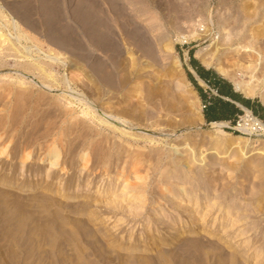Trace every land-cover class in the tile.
<instances>
[{"label": "rangeland", "instance_id": "obj_1", "mask_svg": "<svg viewBox=\"0 0 264 264\" xmlns=\"http://www.w3.org/2000/svg\"><path fill=\"white\" fill-rule=\"evenodd\" d=\"M0 33L12 44L0 47V142L17 149L11 161L0 158V178L12 179L0 183V193L14 192L0 196V264H264V173L244 172L231 151L201 166L197 159L215 134L186 67L190 54L218 42L252 46L250 57L219 44L224 52L216 57L230 81L255 75L251 97L262 102L264 0H0ZM176 60L188 97L177 85ZM223 128L248 137L245 160L264 162L263 132ZM53 150L61 162L52 177L47 162L43 175L27 171L40 152ZM29 151V164L21 165ZM203 153L209 160V150ZM174 180L201 195L199 211L211 210L204 224L191 226L195 232L164 242L169 219L196 207L166 200L163 189ZM21 182H33L34 191L17 189ZM126 182L134 188L121 191ZM113 199L128 209L113 208ZM158 200L171 212L160 213L166 225L156 220ZM116 218L128 221L115 226Z\"/></svg>", "mask_w": 264, "mask_h": 264}, {"label": "bare ground", "instance_id": "obj_2", "mask_svg": "<svg viewBox=\"0 0 264 264\" xmlns=\"http://www.w3.org/2000/svg\"><path fill=\"white\" fill-rule=\"evenodd\" d=\"M152 16V15H151ZM152 18V17H151ZM154 21V20H153ZM224 30V28L223 27H221L220 28V31H219V36H218V39H220V35L221 34H223V33H221L222 31ZM221 33V34H220ZM193 35H191V36H184L183 37V41L184 42H186V41H188L191 37H192ZM6 44V48L8 47L7 46V44H10V47L12 46V44L10 43V41L4 36V34L3 33H0V47H1V45H5ZM219 44H221V45H227L228 46V48H226V49H228V50H236V49H238L237 51H243V52H246L250 57H252L254 54V52L255 51H253L254 50V48L252 47V46H243V45H239V46H233L234 44H231V41H229V40H227V42L226 43H220V42H218V44L213 48V49H208V47H205V48H200V49H198V50H196V53H195V56L197 57V58H200V60L202 61V63H204L207 67H212V68H214L216 71H218L220 74H222L223 76H228V70H226L222 65H220L221 63L220 62H218L217 60V57H216V55L218 54L219 55V53H220V51L221 52H224L223 50L224 49H220V47H219ZM15 47V46H14ZM4 47H2L1 49H3ZM9 48V47H8ZM242 48H244V49H242ZM16 50V49H15ZM17 52V51H16ZM4 55V54H3ZM251 60H253L252 58H251ZM220 63V64H219ZM249 63V65H247V66H249V67H251L252 66V61H249L248 62ZM40 64V63H39ZM175 65H174V67H175V71H177V76L180 74L179 73V70H181V62L179 61V60H176L175 61V63H174ZM33 65V64H32ZM173 67V68H174ZM31 68H35V67H31ZM41 69H42V67H41ZM43 70V69H42ZM40 71V70H39ZM239 75H240V78L239 77H232L231 79V81L233 82V84H234V86H235V88L238 90V91H240L241 93H243L245 96H248V97H251L253 94H254V89H255V86H256V84L254 83V81H252V78H255V75H253V74H251L250 76H248L247 74H242V73H239ZM244 75H247V80L246 79H244L245 77H244ZM244 77V78H243ZM179 83L177 84L178 85V87H179V89H180V91H182L187 97L189 96V91H188V87L186 86V84H184L183 83V81L184 80H182V77H180V76H178L177 77V79H176ZM264 81V80H263ZM2 89V88H1ZM7 91V90H6ZM8 92V91H7ZM6 93V92H5ZM7 97V96H6ZM262 102H264L263 100H264V95L262 96ZM11 100V99H10ZM20 100V99H19ZM101 120V119H100ZM106 120V119H105ZM105 123H109L108 122V120H107V122L106 121H104ZM111 123V122H110ZM209 123H211L210 124V126L211 127H213L214 128V136H212V138H211V144H210V146L208 147V148H206V149H202V152L200 153V159H197V160H200V161H202V162H204V164L203 165H201V166H203V168H205L206 166H208V165H210L209 163H211L213 160H211V159H217V158H219V159H221V158H225V157H227V154L229 153V151H231L230 152V157L231 158H233V157H235V159H236V161L239 163V167L241 166V168L243 167L244 168V172H246V171H248L249 169H251V168H253V169H258L260 172H262V173H264V162H261L260 160L258 161L257 159H251V160H245L244 159V155L246 154L244 151L248 148V144H247V141L249 140L248 139V137H244V136H242V135H238V134H232V133H230V132H227L223 127H229L231 124H228L227 122H224V121H222V122H209ZM107 125V124H106ZM110 125V124H109ZM112 126V125H111ZM262 127V129L260 130V131H258V130H254L251 126H243L242 128H241V130H244L247 134H251L252 136H255V135H257V134H259V132H263L264 133V124L261 126ZM3 128V127H2ZM115 129V128H114ZM125 129V128H124ZM117 131V130H116ZM123 131V130H122ZM125 133H127V132H125ZM7 134V133H6ZM129 134V133H128ZM131 134V133H130ZM247 134H245V135H247ZM11 135V134H10ZM127 135V134H126ZM6 136V135H5ZM2 137V136H1ZM9 137V136H8ZM7 137V138H8ZM15 137V136H14ZM2 138H4V137H2ZM6 138V137H5ZM10 138V137H9ZM136 139V138H135ZM3 140V139H2ZM6 141H7V139L5 140H3L2 142H0V149H2V150H0V158H4V157H8V159H7V161H11V158L10 157H12L13 155H14V151H16V150H14L12 147H11V145H10V141H9V143H7L6 144ZM180 142V141H179ZM12 143V142H11ZM193 143V142H192ZM207 143V142H206ZM13 145V144H12ZM119 145V144H118ZM186 145V144H185ZM191 145V144H190ZM192 147V146H191ZM98 148V147H97ZM201 149V148H200ZM258 149H260L259 147H255L254 149H253V151H256V150H258ZM101 150V149H100ZM110 150V149H109ZM175 153H178V155H182L181 154V152L182 151H184L183 149H181V148H179V146H177L175 149ZM193 150V148H191V151ZM209 150V154H210V156L208 157L209 158V160L207 159V154H205V153H203V152H207ZM210 150H213L211 153H210ZM26 151V150H25ZM24 150H23V152H25ZM95 151H96V148H95ZM198 151V150H197ZM252 151V152H253ZM200 152V151H199ZM262 152V151H261ZM16 153V152H15ZM257 153V152H256ZM256 153H252L251 155H255ZM260 153V152H259ZM263 153H264V150H263ZM17 154V153H16ZM19 155V154H18ZM87 155L89 156V154H87V153H85L84 154V156H85V159H87L88 157H87ZM162 155V154H161ZM17 155H15V157H16ZM38 156V157H37ZM36 156V160H35V164L33 165V167H30L29 169H27V171L29 170L30 172H32V171H34L35 172V174H41V175H43V173L45 172L46 173V170H48V169H46V165H45V163L47 162L49 165H51L50 167H49V170H48V172H47V179L49 178V177H52V175H53V173H54V171H55V168H53L54 167V165H58V164H60V162H61V153H60V151H58V150H53V151H51V152H48V153H41L40 152V155H37ZM21 157V156H20ZM32 157V152L31 151H29V152H26L24 155H22V157L20 158L21 160H20V164L22 165H27V164H29V162H30V158ZM96 157V156H95ZM98 157V156H97ZM18 158V157H17ZM99 158H103V157H99ZM105 158V157H104ZM33 159V158H32ZM187 159H188V156H187ZM1 160V159H0ZM14 160V159H13ZM89 160V159H88ZM88 160H85L86 162H85V164H83V166H82V168L81 169H86L87 168V165L89 164V162H88ZM208 160V161H207ZM94 161V160H93ZM97 160H95V162H96ZM100 161V160H99ZM99 161H98V163H99ZM103 161V160H102ZM1 162H2V164H1ZM5 162V161H4ZM121 162H122V160H121ZM185 163H186V161H184ZM187 162H189V161H187ZM198 162V161H197ZM219 162V161H218ZM229 162V161H228ZM17 163V162H16ZM123 163V162H122ZM133 163V162H132ZM139 163V162H138ZM179 163V162H178ZM190 163V162H189ZM0 164H1V167L3 166V161H0ZM118 164V158H117V160L115 161V168H116V165ZM14 165H16L15 163H14ZM191 165V164H190ZM18 166V165H17ZM29 166V165H28ZM97 166V170H99V169H101V167L103 166V165H96ZM132 166H133V164H132ZM199 166V165H198ZM200 166V167H201ZM236 166V165H235ZM12 167V166H11ZM16 167V166H15ZM66 167V163L64 164V168ZM104 167V166H103ZM102 167V168H103ZM110 167H112V164H107L106 165V170H105V172L107 173V176H106V178L107 177H109V173L107 172V169L108 168H110ZM113 167H114V165H113ZM188 167V166H187ZM195 167V166H194ZM70 168V167H69ZM115 168H114V170H115ZM190 168H193L192 166H190ZM210 168H212V166L210 167ZM231 169H233L234 167L233 166H231L230 167ZM3 169V168H2ZM17 169H14L13 170V172L14 171H16ZM2 171V170H1ZM12 171V170H11ZM122 171H124V167H123V169L121 170V173L120 174H122L123 172ZM65 171H63V173H64ZM14 174V173H13ZM31 174V173H30ZM126 174V173H125ZM3 175V174H2ZM96 175V174H95ZM31 176V175H30ZM33 176V175H32ZM12 177H14V176H12ZM11 177V178H12ZM134 177V176H133ZM136 177H138V176H136ZM41 178V177H40ZM139 178V177H138ZM85 179V178H84ZM127 180V179H126ZM138 180V179H137ZM5 181H9V182H11L12 183V179H10V178H8L7 177V179H6V176L4 175V178H0V183L2 184L3 182H5ZM26 181V180H25ZM84 181V180H83ZM88 181H90L89 179H86V182H85V184L88 182ZM17 182V181H16ZM15 182V183H16ZM174 184H172L171 186H169V187H165L164 189H163V196H165V198H166V200H168V201H174V205L176 206V207H184L185 209H186V207H188V203H190V202H192V203H195V208H192L191 209V211L192 212H190V214L187 216V218L185 217V218H182L181 216V214H179V215H174L171 219H169V220H171L170 221V223L169 224H171V226H170V228L167 230V233H163V241L164 242H168V241H172L173 239H176V240H178L177 238H181V235H184V233L185 232H187V231H189V232H195V229L196 228H194V229H192L191 228V226L193 227V226H197L198 224H204V222H206L205 220H206V218L209 216V214L210 213H208L209 212V210H211L210 209V207H209V209H207L208 211L207 212H204V213H202V211H199V206H202V204H203V202H201V195L200 194H195V197H194V193L192 194V190L191 189H188L183 183H182V181L180 182V181H177L176 182V180H174ZM88 183H90V182H88ZM172 183V182H171ZM191 183V182H190ZM43 184V183H42ZM187 184V183H186ZM37 185V184H36ZM109 185V184H108ZM262 185V184H261ZM110 186H111V184H110ZM28 188V190L27 191H34V189H35V185L33 184V182H29V183H27V184H25V183H23V182H21L19 185H18V188L17 189H19V190H24L25 188ZM42 187V186H41ZM65 187V186H64ZM77 187H79V186H77ZM126 188H131V189H133L134 188V185H132L131 183H129V182H126L125 183V185L124 186H122L120 189H121V191H124ZM67 189V188H66ZM71 189V188H70ZM136 189V188H135ZM196 191H200V188H198ZM14 192H12V191H9L8 189H5V191H2L1 193H0V196L1 195H4V194H13ZM75 194L76 193V190H75V192H72V194ZM121 193H123V192H121ZM136 194L138 195V197H143L144 196V192H141V191H137L136 192ZM182 196V197H184V198H182L183 200H184V205H182L181 204V202L180 201H176L175 199H177V197L176 196ZM72 197V196H71ZM74 197V196H73ZM136 197V196H135ZM134 197V198H135ZM42 199L45 201V199H50V196H48L47 194H44V195H42ZM176 201V202H175ZM218 201V200H217ZM217 201H213V202H211L209 205L211 206L212 204H213V206H215L216 205V203H217ZM52 203H54L53 201H52ZM80 203V206L82 207V208H87L88 206H90V202L88 201V200H82V201H80L79 202ZM111 203L112 204H110V205H112L113 206V208H115V209H119L120 210V208H124L123 210H125V207H126V205L124 204V202L122 201V200H120V199H118V200H115V199H113V200H111ZM215 204V205H214ZM72 205V204H71ZM74 205V204H73ZM160 205H162V203H161V201H159L158 200V202H157V205H155V207H154V213L155 212H158L156 215H157V219L156 220H158L159 221V224H160V226L161 225H166L167 224V220L166 219H164V218H162V216L161 215H163V214H160L161 212H167V213H170L171 214V212H169V211H167L166 210V208L165 209H159L158 207L160 206ZM65 206V205H64ZM18 208V207H17ZM127 208V207H126ZM231 208V207H230ZM21 209H22V206H21ZM128 209V208H127ZM24 210V209H23ZM56 211V210H55ZM18 212H21L20 211V206H19V211ZM23 213H24V211H23ZM26 214V213H25ZM22 215H24V214H22ZM59 217V216H58ZM106 217H109V216H106ZM181 217V218H180ZM42 218V217H41ZM49 218V217H48ZM111 218H113V215L111 216ZM123 218V217H122ZM189 218V219H188ZM210 218V217H209ZM23 219V218H22ZM117 219V218H116ZM150 219V218H149ZM49 220V219H48ZM36 221V220H35ZM118 221V222H117ZM120 221H122V219H117L116 220V224H115V226H118V225H121V224H123V223H125L126 221H128V220H125L124 222H121L120 223ZM22 222H23V220H22ZM37 222V221H36ZM44 222V221H43ZM46 222V221H45ZM165 222H166V224H165ZM35 223V222H34ZM39 222H37V224H38ZM128 223H131V222H128ZM22 224V223H21ZM37 224H36V226H37ZM40 224V226L42 225L43 226V223H39ZM38 224V225H39ZM159 224L157 225V226H159ZM168 224V225H169ZM137 225V224H136ZM148 225H150V221H149V224ZM47 226V225H46ZM60 226V225H59ZM229 226H231V225H229ZM50 227V226H49ZM91 227V226H90ZM187 227H189V229H187ZM37 228V227H36ZM44 228V227H43ZM92 228V227H91ZM159 228V227H158ZM40 229V228H39ZM46 229H47V227H46ZM49 229V228H48ZM47 229V230H48ZM191 229V230H190ZM198 229V228H197ZM202 229V228H201ZM228 229V228H227ZM227 229L226 228H224V230H223V234L224 233H226V231H227ZM37 230V229H36ZM45 230V229H44ZM89 230H91V229H89ZM98 230V229H97ZM204 230V229H203ZM209 231V233H208V235H210L212 232H210V230L211 229H208ZM40 231V230H39ZM42 232H44L43 230H41ZM40 231V232H41ZM46 231V230H45ZM94 231V230H93ZM92 231V232H93ZM37 232V231H36ZM47 232V231H46ZM54 232V231H53ZM154 232V231H153ZM155 232H157V231H155ZM48 233V232H47ZM91 233V232H90ZM49 234H50V231H49ZM91 235V234H90ZM242 236V235H241ZM46 237V236H45ZM159 237V236H158ZM157 237V238H158ZM237 237H240V234L237 236ZM47 238V237H46ZM148 237L146 236V238H143V239H147ZM149 238L151 239H154V236L151 234L150 236H149ZM48 239V238H47ZM156 239V238H155ZM182 239V238H181ZM197 239V238H196ZM196 239H194V238H190L189 239V241L190 240H196ZM242 240L243 238L242 237H240L239 238V240ZM174 241V240H173ZM193 241V242H194ZM197 241V240H196ZM238 241V240H237ZM155 242H157V240H155ZM178 242V241H177ZM200 243V242H199ZM209 243V242H208ZM196 244V243H195ZM222 246V245H221ZM245 246V245H244ZM246 246H248V243L246 244ZM261 251H262V249H260ZM247 251H249V249L247 250ZM246 251V252H247ZM260 251V252H261ZM257 256H259V255H257ZM258 258V257H257ZM147 259V258H146Z\"/></svg>", "mask_w": 264, "mask_h": 264}, {"label": "crops", "instance_id": "obj_3", "mask_svg": "<svg viewBox=\"0 0 264 264\" xmlns=\"http://www.w3.org/2000/svg\"><path fill=\"white\" fill-rule=\"evenodd\" d=\"M186 60L188 77L201 97L206 122L224 121L231 124L245 109L264 120L262 102L245 96L235 88L232 81L214 68L205 66L194 54H190Z\"/></svg>", "mask_w": 264, "mask_h": 264}, {"label": "built area", "instance_id": "obj_4", "mask_svg": "<svg viewBox=\"0 0 264 264\" xmlns=\"http://www.w3.org/2000/svg\"><path fill=\"white\" fill-rule=\"evenodd\" d=\"M211 90L215 92L213 89ZM263 124L264 120L255 115L252 111L245 109L229 127L227 126V128L231 129L232 132L239 131L240 134H247L244 130H241L243 126H251L254 130L260 131Z\"/></svg>", "mask_w": 264, "mask_h": 264}, {"label": "trees", "instance_id": "obj_5", "mask_svg": "<svg viewBox=\"0 0 264 264\" xmlns=\"http://www.w3.org/2000/svg\"><path fill=\"white\" fill-rule=\"evenodd\" d=\"M191 53H192V51H191ZM192 55H193V53H192ZM235 133V132H234Z\"/></svg>", "mask_w": 264, "mask_h": 264}, {"label": "water", "instance_id": "obj_6", "mask_svg": "<svg viewBox=\"0 0 264 264\" xmlns=\"http://www.w3.org/2000/svg\"><path fill=\"white\" fill-rule=\"evenodd\" d=\"M211 124V123H210Z\"/></svg>", "mask_w": 264, "mask_h": 264}]
</instances>
